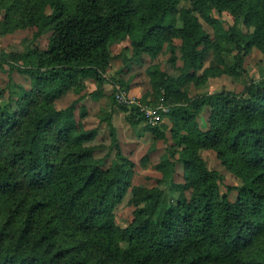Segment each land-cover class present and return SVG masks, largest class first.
<instances>
[{
  "label": "trees",
  "instance_id": "16d2710c",
  "mask_svg": "<svg viewBox=\"0 0 264 264\" xmlns=\"http://www.w3.org/2000/svg\"><path fill=\"white\" fill-rule=\"evenodd\" d=\"M21 29L32 32L22 50L0 51V68L29 81L0 84V264H264V74L240 91L191 92L264 54V0H0V35ZM123 41L124 66L150 61L140 100L168 107L166 126L149 123L116 100L114 84L128 83L111 78L110 103L153 135L139 164L155 174L140 182L109 115V143L93 142L82 102L87 80L102 94ZM128 193L122 226L115 208Z\"/></svg>",
  "mask_w": 264,
  "mask_h": 264
},
{
  "label": "rangeland",
  "instance_id": "374dc122",
  "mask_svg": "<svg viewBox=\"0 0 264 264\" xmlns=\"http://www.w3.org/2000/svg\"><path fill=\"white\" fill-rule=\"evenodd\" d=\"M31 31L28 29H21L16 30L11 34L6 35H0V51H20L24 47L25 41L23 39L29 38L31 36ZM49 32L39 37L37 40L34 41L33 44L38 45L40 47H45L47 42V36ZM120 44H115L112 47V51L121 50ZM122 56V54H120ZM121 56L114 57L111 62V67L108 70V73L110 75V79H118L121 78L123 81L128 83L127 87V93L129 95H135L136 97H139V94L131 91V86H139L141 91L145 92V90L149 89V82L148 77L145 72V67L150 63L148 56H144L143 60L141 62H131L127 67L124 66L123 60H121ZM123 58V57H122ZM155 61H160L162 63V66L165 67L166 70L172 72V69L170 65L166 61V55L159 54L155 59ZM120 69H117V68ZM244 67L246 69V72L240 75L237 79H232V77L227 75H220L217 77L209 78L207 83L203 86H200L198 89L192 88L191 92H211L220 88H229L235 91H240L243 82L249 78H258L264 74V54L260 51L253 49L244 60ZM120 70V72H118ZM118 72V73H117ZM11 75L13 79L17 82H21L24 85H28L29 81L26 76H24L21 73H18L16 70H9L8 66L5 68H0V84L3 86L7 80L8 76ZM92 82L91 80H87V82ZM94 83V82H92ZM95 84V83H94ZM119 85L118 83H116ZM120 86V85H119ZM121 87V86H120ZM76 98V94L72 91L67 92L64 94L61 98L57 100V105L62 107L68 104L71 100ZM89 99V98H88ZM108 98L107 96L101 97L100 102L98 101L97 104L93 108V112L97 110V106H103L106 103L108 104ZM108 107V106H107ZM90 115H89V121L86 122V126H94V122L97 119V115L92 112V109H90ZM93 119L94 121L91 122L90 120ZM113 123L118 126V129L125 125V120L123 119V113L119 112L114 117H112ZM98 125V134L93 141L94 143H100L103 142V144L107 145L109 143V135H108V129L106 127V121L99 122ZM121 126V127H120ZM105 153V150L96 151L97 155H102ZM133 157L135 158L136 162L138 161L140 157V153L133 154ZM204 158L207 160V164L210 168L218 169L223 174V183H232L233 177L230 173L224 170V168L221 166L220 161L214 157L213 153L211 151H204L203 152ZM135 174L133 176V182H140L143 180L144 175H153L155 174V171L153 169L149 168H141L136 165L135 168ZM178 173H180V170H178ZM224 184H221V189L224 190L225 186ZM129 197V193L126 194L123 201L117 205L115 208L116 217L118 220V223L120 225H125L128 219L131 217V207L127 204V199Z\"/></svg>",
  "mask_w": 264,
  "mask_h": 264
},
{
  "label": "crops",
  "instance_id": "0c3cea01",
  "mask_svg": "<svg viewBox=\"0 0 264 264\" xmlns=\"http://www.w3.org/2000/svg\"><path fill=\"white\" fill-rule=\"evenodd\" d=\"M120 44L121 48L122 46H124L126 44L125 41L117 43ZM116 44V45H117ZM113 54L115 55V57H119L121 56V50H117V51H113ZM123 56H121V60H123L122 58ZM113 60V59H112ZM117 69H120L119 67ZM121 70V69H120ZM120 70L118 72H120ZM117 72V73H118ZM112 82L111 80H106L104 81V83L102 84L101 88H102V94L98 97H92V91H94L96 89V84L92 83V82H87V93H89L83 100L82 102H84L87 105V109H88V114L85 117V121L88 122L89 121V115H90V109H92L93 112V108L94 106L97 104V102L101 100V97L107 96V98L109 99V93L112 89ZM147 90H145L146 92ZM130 92H135L137 94H139L140 98H143L144 93L143 91H141L139 86H131V91ZM89 98V99H88ZM146 100H148L149 102L154 100V97L152 95H148L146 97ZM108 106V107H107ZM122 112L123 113V119L125 120V125L123 124V126L121 127V129H118V126L115 125L113 123V119L112 117H114L117 113ZM93 113H95L97 115V119L94 122V125L99 124L100 121V117H104L106 115L110 116V120L112 122V124L114 125V127L117 130V135L119 136L120 140H121V144L123 146V151L130 153V155L132 157H136L133 156V154H137L140 153V157L147 151L148 146L150 145L151 141L153 140V135L150 131H143L142 132V126L144 125L143 122H141L140 124H136L135 126H131L125 119V113L120 110L118 108V106L116 105H112L110 103V99L108 100V104L106 103L103 106H97V110L94 111ZM91 122H93L94 120L91 119ZM168 124V119L166 118V116H164L161 120V125L166 126ZM98 126V125H97ZM141 133V135H140ZM164 147V143L161 140L157 141V145H156V149L154 150L153 153L157 154V157L159 156L160 152L162 151ZM154 154V155H155ZM139 157V159H140ZM137 158V157H136ZM135 159V158H134ZM139 159L137 161V165L141 168H149L151 162H147L146 164L143 163V166H141L139 164Z\"/></svg>",
  "mask_w": 264,
  "mask_h": 264
},
{
  "label": "built area",
  "instance_id": "2783aa9c",
  "mask_svg": "<svg viewBox=\"0 0 264 264\" xmlns=\"http://www.w3.org/2000/svg\"><path fill=\"white\" fill-rule=\"evenodd\" d=\"M114 86L116 89V100L127 105H136L138 107V110L144 115L145 119L151 124L159 122L162 118V113L168 110L167 105L162 102H159L156 105H152L150 103L141 101L140 97L129 95L127 91L121 88L119 85L114 84Z\"/></svg>",
  "mask_w": 264,
  "mask_h": 264
}]
</instances>
